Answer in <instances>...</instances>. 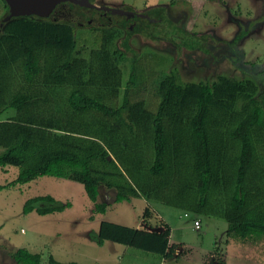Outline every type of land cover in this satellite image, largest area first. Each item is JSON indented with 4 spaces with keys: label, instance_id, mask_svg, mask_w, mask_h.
Returning <instances> with one entry per match:
<instances>
[{
    "label": "trees",
    "instance_id": "16d2710c",
    "mask_svg": "<svg viewBox=\"0 0 264 264\" xmlns=\"http://www.w3.org/2000/svg\"><path fill=\"white\" fill-rule=\"evenodd\" d=\"M1 1L4 18L8 6ZM67 6L64 14L76 22L91 19L85 7ZM163 12L161 6L146 11L153 19H165ZM50 17L0 19V114L14 111L0 121V168H17L0 190L50 176L81 184L96 214L109 205L98 201L105 189L114 203L144 198L195 219L221 218L228 238L264 239V86L226 76L181 83L171 70L156 81L151 111L140 94L144 81L135 59L123 81L128 58L121 47L128 45L118 40L135 33L152 38L156 21L137 19L132 30L117 15L97 26L86 22L99 32L89 50L77 46L71 20ZM181 42L192 48L191 41ZM70 207L42 195L27 199L22 213L42 216ZM148 216L145 207L142 224ZM156 227L101 221L89 240L172 258L169 226L160 221ZM11 256L16 264L41 260L25 249ZM48 264L77 263L50 257Z\"/></svg>",
    "mask_w": 264,
    "mask_h": 264
},
{
    "label": "rangeland",
    "instance_id": "374dc122",
    "mask_svg": "<svg viewBox=\"0 0 264 264\" xmlns=\"http://www.w3.org/2000/svg\"><path fill=\"white\" fill-rule=\"evenodd\" d=\"M91 1L97 6L127 8L136 13L164 7L165 19L155 18L152 38L135 33L122 35L118 40V44L126 41L128 45V49L119 45L128 58L122 65L123 81L128 79L131 59H135L144 81L140 94L144 93L148 104L153 106L148 107L151 111L156 109V81L171 70L178 72L181 83L226 76L251 79L264 86V0ZM2 4L0 0L1 20L6 10ZM56 17L71 20L76 26L78 47L96 48L92 47L93 39L99 37V32L84 27L87 21L78 23L74 15L68 14ZM95 19L96 15H92L90 26L98 25ZM184 38L192 42V48L181 45ZM13 114V110L1 113L0 121ZM16 174L15 167L0 168V185L13 180ZM42 195H50L62 203L68 201L71 207L42 216L35 211L22 213L27 199ZM98 201L109 204L104 215L93 212V204L81 184L50 176L0 190V264H16L11 256L16 249L39 254L40 264H48L50 257L77 264H160L156 254L112 242L98 246L89 240L90 232L96 231L104 220L130 228L142 227L145 207L150 210L147 219L158 224L162 218L170 228L169 240L175 246L173 255L179 258L165 264H198L205 255L206 264L212 260L217 264L224 256L229 264L264 263V239L257 243L259 238L255 242L244 241L237 249L241 241L225 236L227 223L221 218L200 216L196 218L200 227L195 229L193 215L185 217L179 209L144 198L114 203L112 193L101 189ZM216 247L218 253L210 257ZM250 257H256V261L249 260Z\"/></svg>",
    "mask_w": 264,
    "mask_h": 264
},
{
    "label": "water",
    "instance_id": "95a60500",
    "mask_svg": "<svg viewBox=\"0 0 264 264\" xmlns=\"http://www.w3.org/2000/svg\"><path fill=\"white\" fill-rule=\"evenodd\" d=\"M8 6V14L2 19V22L8 21L12 17L19 16H36L39 18H46L50 16L57 5L63 2H73L80 6L97 8L88 0H3ZM105 11H110L111 14L124 15L128 18L133 17L132 11H125L122 9L100 7ZM138 16L146 17V15L138 14Z\"/></svg>",
    "mask_w": 264,
    "mask_h": 264
},
{
    "label": "flooded vegetation",
    "instance_id": "af4514ba",
    "mask_svg": "<svg viewBox=\"0 0 264 264\" xmlns=\"http://www.w3.org/2000/svg\"><path fill=\"white\" fill-rule=\"evenodd\" d=\"M88 2L97 7V8H95V7L94 8L85 7V8L87 9V12L89 14L92 12L94 15H96V19L95 20H96V22L99 25L102 24V18L107 17L108 19H110L111 16L117 15V14H111L110 11H105V10L100 9V7H106V6H97L94 3H92L91 0H88ZM68 4H71V5H79V4H76V3H73V2H63V3H61V4H59V5L56 6V8L54 9V11L51 14V17L50 18H53L54 16H63L64 15V10L68 8V6H67ZM108 8H112V7H108ZM116 9H118V8H116ZM126 9H124V10L125 11H130V9H127V10ZM133 13H134V16L133 17H130V18H128V17H126L124 15H117V16H120V17H124L126 20H128L127 27L130 30H132L133 27L136 25L137 19H146V20H148L150 22H155L156 21L155 19L150 18L149 15L146 12H144V13H136V12H133ZM138 14L146 15V17L138 16ZM90 20L88 21V23L90 22Z\"/></svg>",
    "mask_w": 264,
    "mask_h": 264
},
{
    "label": "crops",
    "instance_id": "0c3cea01",
    "mask_svg": "<svg viewBox=\"0 0 264 264\" xmlns=\"http://www.w3.org/2000/svg\"><path fill=\"white\" fill-rule=\"evenodd\" d=\"M5 168H6V167H5ZM99 196H100V194H99ZM138 199H142V198H138ZM103 215H104V214H103ZM160 219H161V221H163L162 218H160ZM104 221H107V220H104ZM156 225H157V224L152 223L150 219H146V220L144 221V223L141 224L142 227L147 228V229H150V230H151V229H152V230L158 229V227H156ZM105 243H106V242H105ZM105 243H104V244H105ZM169 243L172 244V243L170 242V240H169ZM104 244H103V245H104ZM239 244H241V245H239V246L237 247V249L240 248V246H242L244 243H243V242H239ZM105 246H106V245H105ZM226 247H227V246H226ZM111 252H112V249H111ZM210 253L212 254L210 257H212L214 252H210ZM210 253H209V254H210ZM209 254H208V255H209ZM241 254L243 255L242 252H241ZM214 255H215V254H214ZM226 255H227V253H226ZM205 256H206V255H205ZM205 256H204V258H205ZM242 257H243V256H242ZM177 258H179V257H177L176 255H175L174 257H172V258H168V259H163V258H160V257H159V259H160L159 261H160V264H165L166 261H168V260H175V259H177ZM204 258H202L203 261H200L198 264H206V262L204 261ZM243 258H244V257H243ZM244 259H245V258H244ZM248 259H249V260H252V261H256V257H255V258H251V257H250V258H248ZM208 262H212V263H210V264H213V263L215 264L216 261L212 260V261H208ZM255 263H256V262H255ZM223 264H229L228 261H227L226 256L223 257ZM261 264H262V262H261ZM263 264H264V263H263Z\"/></svg>",
    "mask_w": 264,
    "mask_h": 264
},
{
    "label": "built area",
    "instance_id": "2783aa9c",
    "mask_svg": "<svg viewBox=\"0 0 264 264\" xmlns=\"http://www.w3.org/2000/svg\"><path fill=\"white\" fill-rule=\"evenodd\" d=\"M184 216L187 217L188 214L184 213ZM193 225H194V228H195V229H199V227H200V226H199V221L196 220V219L193 220Z\"/></svg>",
    "mask_w": 264,
    "mask_h": 264
}]
</instances>
